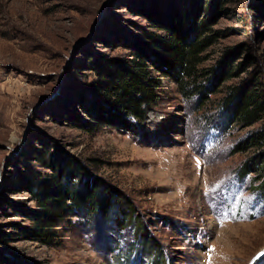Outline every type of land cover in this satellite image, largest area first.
<instances>
[{
  "label": "rangeland",
  "instance_id": "1",
  "mask_svg": "<svg viewBox=\"0 0 264 264\" xmlns=\"http://www.w3.org/2000/svg\"><path fill=\"white\" fill-rule=\"evenodd\" d=\"M139 1L0 0V264H160L159 249L168 264H264L261 179L239 174L264 146L233 150L264 119L227 123L222 102L245 82L264 93V0H178L216 34L199 64L219 67L216 91L188 97L159 73L158 101L134 129L97 126L83 107L99 96L90 61L131 57L126 36L151 27ZM54 152L118 198L106 219L76 211L48 245L19 233L36 206L21 175L51 172L38 157Z\"/></svg>",
  "mask_w": 264,
  "mask_h": 264
},
{
  "label": "trees",
  "instance_id": "2",
  "mask_svg": "<svg viewBox=\"0 0 264 264\" xmlns=\"http://www.w3.org/2000/svg\"><path fill=\"white\" fill-rule=\"evenodd\" d=\"M143 1H139L141 5L136 11L148 19L151 27L144 28L141 37L135 34L126 36L131 57L99 52L90 61V68L96 72L97 79L89 87L91 90L96 89L99 96H94L93 101L84 103L83 107L97 126L117 124L120 128L134 129L158 101L162 82L159 73L176 80L181 92L188 97L196 94L210 98L208 93L216 91L213 84L223 80L219 77L221 71L218 66L206 70L199 65L205 58L204 51L216 38L215 33L207 32L211 28L207 17H196L195 20L185 8L182 13L178 0H171V4L167 2L165 6L160 0ZM248 84L245 82L230 87L224 97L222 102L227 123L250 125L264 119V93L259 87H248ZM89 123L84 120L78 126L92 129ZM255 142L264 146V128L238 141L233 150H245ZM46 152L43 150V156ZM260 154L262 152L253 158L252 163L245 161L239 174L244 177L251 172L259 173L258 177L255 174L251 179L252 182L261 179L254 188H259L264 194V157L261 158ZM52 155L38 157V160H44L51 172L28 167L21 175L36 206L28 207L23 212L31 221L30 224L18 225L19 233L48 245L55 243L60 234V225L71 215H76V211L81 210L87 216L102 214L106 219L118 195L116 191L111 192V187H104L93 178L91 182L84 178L77 180L74 170L57 158L59 153L54 152ZM110 193L113 197H109ZM127 207L128 204L124 212ZM135 224L141 228L138 221ZM140 231L139 239L143 238ZM144 237L149 240L147 236ZM150 243H146L147 246ZM156 253L160 264H168L162 249L159 252L156 250Z\"/></svg>",
  "mask_w": 264,
  "mask_h": 264
}]
</instances>
